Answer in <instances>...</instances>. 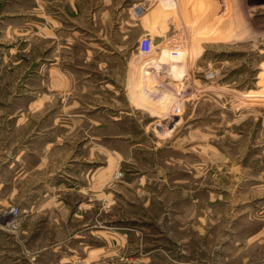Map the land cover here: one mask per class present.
<instances>
[{"label":"rangeland","instance_id":"1","mask_svg":"<svg viewBox=\"0 0 264 264\" xmlns=\"http://www.w3.org/2000/svg\"><path fill=\"white\" fill-rule=\"evenodd\" d=\"M33 2L0 0V115L22 91L13 82L43 64L44 53L53 65L77 63L76 46L61 51L58 41L13 33L10 12ZM195 5L203 26L214 28L201 40L180 30L155 42V54L167 48L160 58L168 56L169 70L160 88H147L152 101L138 108L122 93L99 109L121 119L100 127L98 228L87 225L79 192L81 217L63 210L30 217L0 203V264H264V0ZM159 61L142 62L141 74ZM64 91L50 96L79 95Z\"/></svg>","mask_w":264,"mask_h":264},{"label":"crops","instance_id":"2","mask_svg":"<svg viewBox=\"0 0 264 264\" xmlns=\"http://www.w3.org/2000/svg\"><path fill=\"white\" fill-rule=\"evenodd\" d=\"M195 1L34 0L27 12H10L8 24L19 39L58 41L61 51L76 46L78 58L71 70L53 65L49 52L44 53L43 64L24 68L13 82L22 91L10 101L13 111L0 115V203L13 202L30 217L62 210L66 216L86 213L91 216L87 225L98 228L92 209L94 197L99 201L100 127L106 120L108 126L121 119L99 109L115 105L122 93L138 108L152 101L148 89L160 88L169 70L167 48L155 54V42L166 43L180 30L201 40V31L214 28L203 26ZM138 4L143 9L137 13ZM188 48L202 54L197 46ZM164 49L167 55L160 58ZM150 59L162 60L142 75L141 63ZM52 89H74L79 95L55 98ZM69 103L77 108L71 113ZM78 136L82 139L76 140ZM108 136L115 137L114 131ZM77 192L86 195L84 214L76 213Z\"/></svg>","mask_w":264,"mask_h":264},{"label":"built area","instance_id":"3","mask_svg":"<svg viewBox=\"0 0 264 264\" xmlns=\"http://www.w3.org/2000/svg\"><path fill=\"white\" fill-rule=\"evenodd\" d=\"M141 8V10L143 9V7L141 5H137L135 6V12L138 13V10Z\"/></svg>","mask_w":264,"mask_h":264}]
</instances>
